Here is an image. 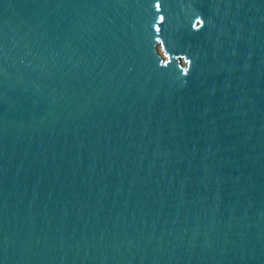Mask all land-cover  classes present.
I'll list each match as a JSON object with an SVG mask.
<instances>
[{
	"label": "water",
	"instance_id": "water-1",
	"mask_svg": "<svg viewBox=\"0 0 264 264\" xmlns=\"http://www.w3.org/2000/svg\"><path fill=\"white\" fill-rule=\"evenodd\" d=\"M0 264H264V0H0Z\"/></svg>",
	"mask_w": 264,
	"mask_h": 264
}]
</instances>
